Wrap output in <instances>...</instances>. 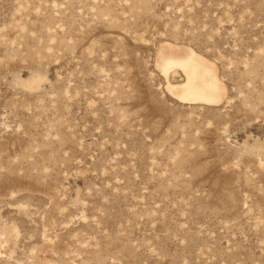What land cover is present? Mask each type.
<instances>
[{
	"label": "rangeland",
	"instance_id": "374dc122",
	"mask_svg": "<svg viewBox=\"0 0 264 264\" xmlns=\"http://www.w3.org/2000/svg\"><path fill=\"white\" fill-rule=\"evenodd\" d=\"M0 264H264V0H0Z\"/></svg>",
	"mask_w": 264,
	"mask_h": 264
},
{
	"label": "bare ground",
	"instance_id": "6f19581e",
	"mask_svg": "<svg viewBox=\"0 0 264 264\" xmlns=\"http://www.w3.org/2000/svg\"><path fill=\"white\" fill-rule=\"evenodd\" d=\"M156 65L166 80L167 92L183 105L217 107L228 96L217 63L189 45L162 43ZM178 74L183 80L172 82L170 76Z\"/></svg>",
	"mask_w": 264,
	"mask_h": 264
}]
</instances>
